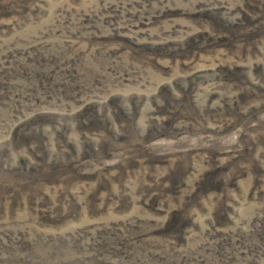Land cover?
Here are the masks:
<instances>
[{
    "label": "rangeland",
    "instance_id": "374dc122",
    "mask_svg": "<svg viewBox=\"0 0 264 264\" xmlns=\"http://www.w3.org/2000/svg\"><path fill=\"white\" fill-rule=\"evenodd\" d=\"M0 264H264V0H0Z\"/></svg>",
    "mask_w": 264,
    "mask_h": 264
}]
</instances>
